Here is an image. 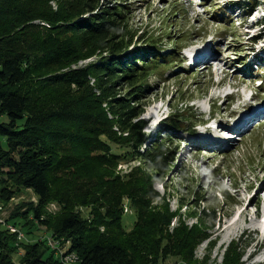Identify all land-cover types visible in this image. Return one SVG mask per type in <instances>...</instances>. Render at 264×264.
Segmentation results:
<instances>
[{
	"label": "trees",
	"instance_id": "obj_1",
	"mask_svg": "<svg viewBox=\"0 0 264 264\" xmlns=\"http://www.w3.org/2000/svg\"><path fill=\"white\" fill-rule=\"evenodd\" d=\"M262 1L251 0L248 6L255 9ZM73 3L60 14L44 8V0H0V199L9 200L21 189L32 190L37 204L28 205L21 215H33L51 230L53 239L61 238L65 253L78 256L77 264H161L170 254L197 264L191 261L197 234L184 228L168 231L170 209L167 204L150 205L155 193L142 166L124 174L103 168L128 162L137 150L121 152L123 147L112 145H121L107 127L109 122L118 123L117 115L111 111L110 119L98 116L96 109L102 110L101 104L121 101H109L110 96L92 98L93 88L104 90L99 83L87 85L99 65L92 62L66 71L56 68L94 56L98 64L119 70V76L131 83L130 99L138 104L150 87L148 76L159 69L162 74L173 65L180 67L174 57L182 50L181 43L170 40L173 49L165 55L160 48L164 38H150L128 50L123 38L130 7L119 2L104 5L99 0ZM230 5L239 14L246 8L244 2ZM67 32L74 38L63 40ZM260 81L264 94V75ZM66 88L74 94L82 91L72 104L58 102L57 90ZM84 94L92 107L83 103ZM216 108L211 106L212 114ZM170 116L166 127L184 131L182 119ZM142 125V120L133 124L136 135ZM169 134L165 133L163 141L171 143ZM125 198L135 210L130 230L122 224ZM51 202L59 209L42 220L41 215H51L46 211ZM16 210L14 218H19ZM21 249L20 264H62L44 242H16L15 233L0 229V264H16L13 254ZM233 251L236 263L240 254ZM207 261V256L202 259L203 264Z\"/></svg>",
	"mask_w": 264,
	"mask_h": 264
},
{
	"label": "rangeland",
	"instance_id": "obj_2",
	"mask_svg": "<svg viewBox=\"0 0 264 264\" xmlns=\"http://www.w3.org/2000/svg\"><path fill=\"white\" fill-rule=\"evenodd\" d=\"M73 1L44 0V8L63 14L74 4ZM99 1L104 5L112 6L119 2L130 7L123 38L129 44L128 50L148 43L150 38H164L160 42L164 55L173 49L172 41L181 43L182 49L174 57L178 59L174 63L180 67L173 65L162 74L159 69L148 76L150 87L138 104L130 99L131 83L119 76V70H107L106 66L98 64L100 62L95 61L94 56L56 67L66 71L97 63L99 68L96 73H91L87 85L99 83L104 90L98 92L93 88L92 98L96 95L112 99L121 97L109 100H121L118 104H101L105 112L103 109L96 110L100 118L107 115L110 119L112 111L120 119L115 125L114 122L107 125L111 127L108 132L121 144L112 145L123 147L121 152L137 151L129 156L128 162L103 168L124 174L132 167L142 166L155 193L150 205L167 204L170 209L172 217L168 231L184 228L197 234L191 261L203 264L202 259L207 256V264H264V94L260 92L263 91L259 85L261 77L255 80L250 73L251 59L254 58L263 63L256 66L255 73L264 75L263 1L255 9L248 6L251 0ZM242 2L246 5L243 14L228 6L229 3L235 6ZM61 38L71 40L74 34L67 32ZM202 51L210 54L207 60L214 57L216 64L206 68L204 64L201 70L189 68V63L193 66L204 63L201 62L202 57L196 59ZM213 63L214 60H211L210 65ZM184 67L190 71L182 72ZM57 92L60 94L58 102L71 104L74 97L82 93L81 89L77 94L71 93L68 88L58 89ZM227 95L234 97L233 102L225 98ZM84 96L83 103L92 107V101ZM210 104L217 106L214 119L208 124H203V120L198 122L200 114L203 118L208 116L206 112ZM124 111H128L127 114H123ZM171 114L182 119L184 131L172 132L166 127L165 120ZM140 120L144 125L140 135H136L133 124ZM258 122L263 124L256 128ZM216 124L223 131L229 128L244 131V136L235 138L240 142L228 145V148L205 144L200 138L208 133L206 126L214 129ZM191 131H195L196 135H191ZM167 132H170L171 143L163 141ZM160 142L162 144L157 145ZM161 150L162 156H159ZM36 200L33 191L26 189L19 190L9 200L0 199V229L15 233L16 242H44L50 250L60 253L66 247L61 244V238L53 239L51 230L41 225L33 215H21L27 211L28 205L35 206ZM123 204L125 214L122 224L125 230H130L135 210L129 207L126 198ZM17 207L20 216L14 218ZM58 209L57 204L49 203L46 211L51 215H41V219L54 216ZM79 209L87 213L86 208ZM15 245L18 246L17 243ZM233 250L240 254L236 263ZM22 253L21 249L13 254L14 263L20 264ZM60 263L65 264L63 261ZM161 264L190 263L170 254Z\"/></svg>",
	"mask_w": 264,
	"mask_h": 264
},
{
	"label": "clouds",
	"instance_id": "obj_3",
	"mask_svg": "<svg viewBox=\"0 0 264 264\" xmlns=\"http://www.w3.org/2000/svg\"><path fill=\"white\" fill-rule=\"evenodd\" d=\"M210 106H212V104H210ZM209 106V108H208V110H207V112H206V114L208 115L206 118H203L202 117V115L200 114V117H199V121L198 122H200L201 120H203V124H208L209 123V121H211V120H213L214 119V117H215V115L214 114H212L211 113V107ZM214 113V112H213ZM220 122H218V124H219ZM221 125V124H220ZM206 128H208V136L207 137H211V138H213L214 140H215V138L216 139H219V138H221V140H223V141H226L225 139H226V135H225V132L226 131H223V129H221L220 127H219V125L217 126V124H216V126H215V128L213 129V128H209V127H207L206 126ZM233 130H234V132H235V129L234 128H232ZM176 132H180V131H176ZM190 134L191 135H193V136H195L196 135V133H195V131H191L190 132ZM234 134V133H233ZM197 137L198 138H200L198 135H197ZM206 137V138H207ZM202 141H204V143L205 144H212V142H209L208 140H206V139H202V136H201V138H200Z\"/></svg>",
	"mask_w": 264,
	"mask_h": 264
},
{
	"label": "bare ground",
	"instance_id": "obj_4",
	"mask_svg": "<svg viewBox=\"0 0 264 264\" xmlns=\"http://www.w3.org/2000/svg\"><path fill=\"white\" fill-rule=\"evenodd\" d=\"M197 57H198V55H197ZM207 61L208 62H211V60H207ZM210 100H212V99H210ZM65 250H66V248L63 249L62 251H60V253H58V259H59V261L60 262L63 261V263H65V264H77V262H78V256L75 253H65L66 252ZM68 251L69 250H67V252ZM74 258H76V259H74Z\"/></svg>",
	"mask_w": 264,
	"mask_h": 264
},
{
	"label": "built area",
	"instance_id": "obj_5",
	"mask_svg": "<svg viewBox=\"0 0 264 264\" xmlns=\"http://www.w3.org/2000/svg\"><path fill=\"white\" fill-rule=\"evenodd\" d=\"M55 254H56V257H58V253L55 251ZM68 258V257H67ZM74 259H76V258H74Z\"/></svg>",
	"mask_w": 264,
	"mask_h": 264
}]
</instances>
